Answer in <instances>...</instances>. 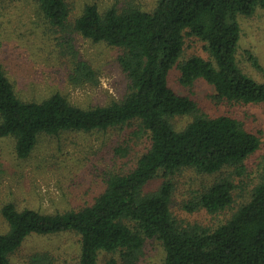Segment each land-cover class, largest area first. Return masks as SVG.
Segmentation results:
<instances>
[{
	"label": "trees",
	"instance_id": "16d2710c",
	"mask_svg": "<svg viewBox=\"0 0 264 264\" xmlns=\"http://www.w3.org/2000/svg\"><path fill=\"white\" fill-rule=\"evenodd\" d=\"M36 2L55 29L71 25L68 0ZM258 9L264 10V0H158L152 11L132 4L106 10L87 4L73 30L120 49L119 62L129 80L124 98L108 106L83 109L60 93L42 102L25 101L0 63V142L14 140L17 162H28L43 138L69 132L106 133L133 126L132 137L149 142L132 170L110 175L106 190L91 205L45 214L6 203L0 212L7 226L0 233V264H12V256L33 236L62 234L80 236L78 264H100L103 255L108 256L104 264H140L148 241L160 243L164 264H264V157L256 177L247 166L262 137L232 116L201 113L196 101L169 84L187 38L193 37L203 43L207 57L192 56L179 65L183 86L205 80L218 102L264 104V84L244 73L239 62V17ZM75 71L86 79L95 73L79 61ZM177 118L191 120L178 129ZM2 170L0 165L1 175ZM185 170L218 176L186 210L213 216L229 211L225 222L210 228L174 216L175 187L169 178ZM159 179L162 184L151 188ZM237 191L246 195L240 205Z\"/></svg>",
	"mask_w": 264,
	"mask_h": 264
},
{
	"label": "rangeland",
	"instance_id": "374dc122",
	"mask_svg": "<svg viewBox=\"0 0 264 264\" xmlns=\"http://www.w3.org/2000/svg\"><path fill=\"white\" fill-rule=\"evenodd\" d=\"M157 1L68 0L71 25L61 31L50 25L36 0H0V63L18 96L25 101L42 102L60 93L72 105L83 109L108 106L128 93L129 80L119 62L122 51L83 38L73 30V24L85 6L93 2L101 10L115 4L118 7L132 4L152 11ZM238 23L242 31L240 67L264 84V10L258 9L250 17L240 16ZM203 47L198 39L188 37L179 65L192 56L206 58ZM253 56L255 61L251 59ZM78 61L94 70L93 77L86 79L75 71ZM179 65L169 75V84L178 94L196 101L201 113L211 117L232 116L243 122L248 131L260 134L262 146L247 161L250 175L256 177L257 166L264 157V104L240 106L218 102L215 89L205 80L185 87L180 83ZM190 120L177 118L174 126L184 128ZM133 130L132 126L106 133L69 132L59 138H43L25 163L14 158V140L0 142V165L4 173L0 174V212L10 202L20 210L29 208L45 214L64 213L93 204L106 190L108 177L117 172H130L136 157L148 149V140L137 141L132 137ZM119 150L127 154L122 155ZM217 177L185 170L169 178L175 187L171 207L179 221L215 228L231 216L229 211L213 216L204 210L194 213L186 210L188 203ZM162 182L163 179L155 181L151 188L159 187ZM235 196L239 205L244 203L245 194L237 191ZM6 232L7 226L0 214V233ZM79 249L77 234L33 236L11 260L12 264H78ZM164 256L160 243L148 241L140 264H164ZM107 259L108 256H101L100 264Z\"/></svg>",
	"mask_w": 264,
	"mask_h": 264
}]
</instances>
